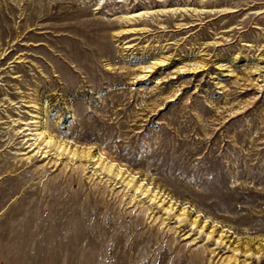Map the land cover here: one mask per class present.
Returning a JSON list of instances; mask_svg holds the SVG:
<instances>
[{"label": "rangeland", "instance_id": "1", "mask_svg": "<svg viewBox=\"0 0 264 264\" xmlns=\"http://www.w3.org/2000/svg\"><path fill=\"white\" fill-rule=\"evenodd\" d=\"M0 139V264H264V0H0Z\"/></svg>", "mask_w": 264, "mask_h": 264}, {"label": "bare ground", "instance_id": "2", "mask_svg": "<svg viewBox=\"0 0 264 264\" xmlns=\"http://www.w3.org/2000/svg\"><path fill=\"white\" fill-rule=\"evenodd\" d=\"M31 81V80H30ZM19 90V89H18ZM18 100V99H17ZM3 105V104H2ZM33 108V107H32ZM23 111V110H22ZM22 116V115H21ZM19 118V117H18ZM19 121V120H18ZM13 124V123H12ZM20 124V125H19ZM19 124H18V127L15 129V128H13V129H15L14 131H12V134H13V136H17V137H19V141H20V143H22V148L24 149V150H26L25 152H27V151H31V150H33V152H32V154H30L31 156H42V157H46L47 155H48V151H49V149H45V147L47 146V147H50L49 146V144H48V141H45V138H44V136H43V133H42V131L40 130V128H39V124H38V120H36V119H29V120H27V121H23V120H21V121H19ZM14 126V125H13ZM12 128V127H11ZM12 129V130H13ZM10 132L11 131H6L5 132V134H8V136H7V138H5V140L6 139H8V138H11V136L12 135H9L10 134ZM14 138V137H13ZM1 140V139H0ZM45 141V142H44ZM44 144V145H43ZM55 146V145H54ZM52 148V147H51ZM53 149H55L54 150V152H56L57 154H61L62 152H61V150L59 149V146L58 147H54ZM53 151V150H52ZM70 151V150H69ZM22 152V151H21ZM50 153H52V152H50ZM55 154V153H54ZM53 154V156H56V154L54 155ZM52 156V157H53ZM61 156V155H60ZM57 158V157H56ZM72 158H73V155H72ZM91 158V157H90ZM89 158V159H90ZM4 160L6 161V157H4ZM93 160V159H92ZM91 162V161H90ZM92 163V162H91ZM95 164H97V162L95 163ZM93 166V165H92ZM97 167V166H96ZM26 171V170H25ZM25 171L22 173L23 175H25ZM27 173V172H26ZM21 174V175H22ZM20 175V174H19ZM22 175V176H23ZM119 175V174H118ZM115 176V175H114ZM113 176V177H114ZM122 176V175H121ZM120 176V177H121ZM117 177V176H116ZM119 177V176H118ZM1 178V177H0ZM118 181H120V180H118ZM123 181V180H122ZM22 182V181H21ZM6 183V182H5ZM19 183V184H18ZM17 183V185H15V186H13V187H9L7 190H6V193H5V199L7 198V197H10L11 195H13V193H15V192H18V190H20L21 191V193L19 194V198H21V197H26V199H28L29 200V197H30V189L32 188L31 187V185L32 184H27V185H24V184H22V183H20V182H18ZM6 185V184H5ZM22 185H24V187L22 188L21 186ZM134 185V184H133ZM137 186H139V185H137ZM136 186V187H137ZM22 188V189H21ZM135 189V188H134ZM148 189V188H147ZM134 191H136V189L134 190ZM149 191V190H148ZM148 191L146 190V189H143V188H139V191H137V193H143L144 195H146L147 193H148ZM135 195V194H134ZM151 195V194H150ZM137 196V195H136ZM151 196H153V197H147V198H149V199H151V200H153L154 199V197H155V195H151ZM33 197V196H32ZM31 197V198H32ZM134 197V196H133ZM143 198H145V197H143ZM142 198V199H143ZM33 199V198H32ZM135 200V199H134ZM156 200V199H155ZM154 202V201H153ZM155 203V202H154ZM158 203V202H157ZM157 203L155 204V205H151L152 206V208H157L159 205H157ZM150 207V206H149ZM149 207H147V208H149ZM146 208V209H147ZM151 208V209H152ZM163 209H164V211H166V213H167V211L169 210V209H167V208H164L163 207ZM169 212V211H168ZM170 213V212H169ZM168 213V214H169ZM191 225H193V223H191ZM184 227H182L181 228V230L183 229ZM183 233H184V231H183ZM28 239V238H27ZM18 242V241H17ZM213 249H215V248H213ZM213 251V250H212Z\"/></svg>", "mask_w": 264, "mask_h": 264}]
</instances>
